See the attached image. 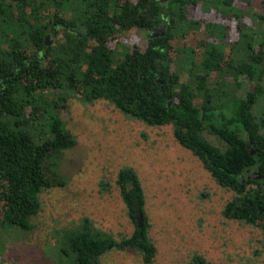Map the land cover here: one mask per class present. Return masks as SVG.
Returning <instances> with one entry per match:
<instances>
[{"label": "trees", "instance_id": "1", "mask_svg": "<svg viewBox=\"0 0 264 264\" xmlns=\"http://www.w3.org/2000/svg\"><path fill=\"white\" fill-rule=\"evenodd\" d=\"M13 2L0 0V47H9L0 50V230L30 233L41 194L66 186L62 155L77 144L60 116L70 91L83 104L103 100L126 118L171 126L174 141L232 194L221 217L264 235V0ZM19 36L28 62L16 73ZM109 187L100 183V192ZM114 187L130 237L117 243L82 217L42 264H98L109 245L125 244L154 262L134 168H120ZM187 264L207 263L195 254Z\"/></svg>", "mask_w": 264, "mask_h": 264}, {"label": "rangeland", "instance_id": "2", "mask_svg": "<svg viewBox=\"0 0 264 264\" xmlns=\"http://www.w3.org/2000/svg\"><path fill=\"white\" fill-rule=\"evenodd\" d=\"M259 4L255 0L253 5ZM65 95L66 109L60 116L77 140L62 155L59 172L67 184L41 194L44 210L33 219L30 233L0 230V264L55 259L59 233L82 217L112 234L117 243L130 237L133 225L114 187L116 173L124 166L134 168L143 187L148 236L156 248L152 264H187L195 254L207 264H264L262 232L221 217L232 194L218 187L174 141L171 126H148L126 118L107 101L87 105L70 91ZM100 183H109L105 193ZM125 245L109 249L98 264H145L138 249Z\"/></svg>", "mask_w": 264, "mask_h": 264}, {"label": "flooded vegetation", "instance_id": "3", "mask_svg": "<svg viewBox=\"0 0 264 264\" xmlns=\"http://www.w3.org/2000/svg\"><path fill=\"white\" fill-rule=\"evenodd\" d=\"M7 2H10L11 5L15 7V5L13 4L14 3L13 0H7ZM17 41H18L20 47L16 49V53H17L19 59L23 60V63L22 62L14 63L11 65V68L14 72L21 73L23 71L24 64H26L28 62V60H27V56H28L27 48L24 47V45H26V38L23 36H19ZM45 41H46V44H50V42L48 41V38H46ZM3 49L8 51L9 47L6 45H2L0 47V50H3ZM33 57L37 58V56L35 54H33ZM3 91H4V85L0 81V95L2 94Z\"/></svg>", "mask_w": 264, "mask_h": 264}, {"label": "water", "instance_id": "4", "mask_svg": "<svg viewBox=\"0 0 264 264\" xmlns=\"http://www.w3.org/2000/svg\"><path fill=\"white\" fill-rule=\"evenodd\" d=\"M160 1H162V0H160ZM136 220H137L138 226L141 227L142 226V217L139 215V216L136 217ZM111 247L112 246L109 245L108 249H111Z\"/></svg>", "mask_w": 264, "mask_h": 264}]
</instances>
